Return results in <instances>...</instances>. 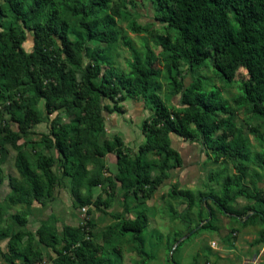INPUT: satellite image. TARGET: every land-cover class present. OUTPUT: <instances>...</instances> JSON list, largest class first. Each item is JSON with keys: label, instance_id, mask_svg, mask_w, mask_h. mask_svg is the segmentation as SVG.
I'll use <instances>...</instances> for the list:
<instances>
[{"label": "trees", "instance_id": "trees-1", "mask_svg": "<svg viewBox=\"0 0 264 264\" xmlns=\"http://www.w3.org/2000/svg\"><path fill=\"white\" fill-rule=\"evenodd\" d=\"M150 1L156 12L154 20L165 26L168 33L157 35L151 32V26L135 23L131 24V32L148 34L160 47V57L171 70H178L182 61L191 71L204 68L210 62L219 78L231 83L237 69L242 67L248 78L240 85L241 94L233 99L234 106L220 100L216 92L207 96L196 95V91L202 90L204 80L198 78L186 87L173 80L174 91L181 99L180 107L170 110L153 89L158 74L152 70L156 57L150 50L141 56L130 38L122 36L131 58L129 72L125 73L105 57L102 48H91L95 31L114 20L111 0H2L0 99L5 98L10 103L6 110L9 118H3L0 112V165L8 155L6 146H10L17 151L15 166L21 178L18 183H10L12 194L9 200L12 203L29 207L36 202L43 206L53 197L57 183L52 156L43 153L37 156L35 165L41 173L39 175L18 145L22 136L41 122L42 112L37 101L43 102L46 115L59 111L69 119L65 124L58 115L52 120L45 145L58 154L63 173L70 176L72 194L81 205L90 201V195L85 200L81 197V188L89 192L106 182L112 190L116 183L128 182L133 199L150 200L167 179V172L182 164L180 154L172 147V134L187 141L201 140L211 152L210 159L215 164L222 162V165L211 176V181L220 185L218 194L195 195L173 186L167 194L169 198L185 202L188 211L206 198L219 212L227 215L234 213L229 205L240 195L258 204L264 203L263 193L250 190L244 183L250 169L249 137L240 128H226L223 120L218 119V115L231 118L242 110L261 121L250 128L253 133L263 130L264 0ZM113 12L118 13L117 10ZM25 33L34 38L30 51L22 46ZM119 36L120 32L113 30L105 34V40L115 42ZM85 60H88L87 65ZM70 66L80 71V78ZM127 99H139L152 109V114L142 122L144 141L133 160L124 151L118 137L102 145L97 141L98 134L105 127V112L123 114L120 105ZM104 100L112 106L103 104ZM12 122L18 132L10 128ZM109 153H114L118 162L115 179L106 180L98 169L86 179L91 160L102 159ZM256 157L255 165L263 167L264 153ZM226 163L232 165L235 174L228 173ZM123 197L126 199L129 195ZM100 203L106 205V201L99 197L94 206L98 207ZM248 211L255 213L245 219ZM125 212L126 215H112L117 224L107 229L104 241L112 242L115 230L120 237L129 236L137 244L140 257L137 264H149L151 259L145 256L141 241L149 225L147 212L144 208H139L134 216L127 214L126 209ZM4 215V208L0 205V222ZM207 218L198 217L199 227L196 231L190 230L191 235L179 242L174 252L195 235L217 230L212 213L210 219ZM256 218L264 227V211L252 206L246 207L238 219L232 217L243 227L253 224ZM13 219L21 226L26 224V220L18 215ZM74 234L70 236H76L78 230ZM34 236L57 255L55 264H118L115 261L99 262V248L90 240L83 239L75 246L64 237V246L58 249L59 237L44 225L36 230L35 235L23 232L10 235L7 230H0V240L8 239L7 248L12 255L17 252V244L27 237L24 258L30 264L42 260V255L32 249ZM179 240L180 237L175 242ZM256 242L264 244V229ZM113 248L120 252L117 245ZM6 259L13 263L9 257Z\"/></svg>", "mask_w": 264, "mask_h": 264}, {"label": "rangeland", "instance_id": "rangeland-1", "mask_svg": "<svg viewBox=\"0 0 264 264\" xmlns=\"http://www.w3.org/2000/svg\"><path fill=\"white\" fill-rule=\"evenodd\" d=\"M1 3L2 0H0ZM111 7V13L115 16L114 20L105 28L95 31L94 40L90 44L91 48H102L105 57L109 58L116 67L125 73L129 72L128 61L131 58L128 48L121 40L122 36L130 38L132 46L141 56L145 55L147 49L150 50L156 57L152 70L158 74L153 89L170 110H177L180 107L181 99L180 94L174 91L173 80L186 87L198 78H204V80L202 90L196 91V95L204 94L207 96L211 92H216L219 94L220 100L234 106L233 99L241 94L240 85L248 78L242 67L237 69L234 81L231 83H226L219 78L210 62L206 67L194 71L188 69L185 61L180 63L178 70L168 69L167 64L160 57V47L154 44L152 38L148 34L132 33L130 30L131 24L135 23L140 26H151L149 29L157 35L168 33L165 26L156 23L154 20L156 12L151 1L125 0L123 2L122 0H111ZM114 10H117L118 13H114ZM9 19L11 20L12 17ZM13 26L15 25L13 24ZM113 30L120 32V36L115 42L106 41L105 34ZM25 36L26 39L22 46L26 51H30L33 47L34 38L28 33H25ZM87 63L88 60H85V65ZM70 67L75 69L73 66ZM75 71L77 77L80 78V71L77 69ZM135 100L139 99H127L121 103L123 114L105 112V127L97 136L98 143L102 145L106 142H112L116 137L121 140L118 134L128 130L124 138L126 140L131 139L135 145L131 150L123 144V149L131 156L132 160L141 145L137 146L136 144L137 131L141 129L142 122L148 118L149 114L147 109V111L136 112L133 105ZM9 103V100H5V98L0 99V112L3 118H9L6 112ZM36 103L42 112L41 122L23 135L18 145L20 151L26 155L32 169L39 175L41 173L35 165L37 156L43 153L55 159L52 170L57 178L56 187L53 197L43 206L36 202H33L29 207L12 203L9 200V196L12 194L10 183H18L21 178L15 166L17 151L6 146L8 155L4 163L0 165V205L4 208L5 213L0 222V230H7L10 235L16 232L35 235L36 230L44 225L53 230L59 237L58 249L64 246V237H67L75 246L80 245L83 239L90 240L94 247L99 248L97 253L99 262L113 263L115 261L118 264H137L140 260L137 244L129 236L120 237L115 230L112 242H105L103 237L110 226L117 224V221L112 218L113 214L126 215V209L129 212L127 214L134 216L139 208H144L148 215L149 225L147 231L142 235L141 241L145 256L151 259L149 264H264V244L256 242L260 232L264 229L259 219L256 218L253 224L247 226L248 228L243 227L234 221L231 215L219 212L215 205L211 201H207L206 198L203 203L196 204L193 209L188 211L185 202L169 198L167 195L173 186H177L178 189L179 186L181 188L186 187L183 185L184 180L181 179L180 171L175 169H170L167 172L169 179L160 186L148 201L133 199L130 195L131 190L128 182L116 183L117 186L115 185L112 190L105 181V184L96 186L89 192L86 188H81L80 193L84 200L90 195L88 204L81 205V202L76 200L72 194L70 176L63 173L58 154L54 149H47L45 145V138L49 136L52 120L58 115L61 123L65 124L69 122V119L59 111L53 115H46L43 102L37 101ZM103 104L112 106L106 100ZM146 107L151 109L149 105ZM112 118H116V124L111 121ZM218 119L223 120L226 128H240L249 137L251 142L249 167L252 168L257 163V153H264V150H261L264 149V127L262 131L257 133L250 130V128L261 123L260 119L254 115H246L242 110L235 113L231 118L218 115ZM10 128L18 132L15 123H10ZM183 142L186 140L177 137L174 146L179 148ZM208 153L210 154V151ZM106 156L102 159L91 160L86 169V179H90L92 173L97 169L101 171L106 180L115 179L118 170L117 159L114 153ZM154 157L157 158V155L154 154ZM207 161L201 166V169L204 170L202 177L198 178L196 182H191L193 188L189 189L195 195L200 193L218 194L220 191V185L210 181L209 176L212 171H217L222 164H215L211 159ZM226 164L227 168L233 171L232 165ZM175 182H178V185H175ZM262 193L264 199V192ZM124 194H128L129 197L125 199ZM99 197L102 201H106V205L100 203L98 207H95L94 204ZM229 209L231 210V204ZM211 213L214 218L213 225L217 230L195 235L174 252L176 248L175 239L179 237L181 239L185 236L188 238L191 235L189 231H196L199 227H197L198 217H208L207 220H209ZM14 215L26 220V224L19 225L13 219ZM75 230H78V234L74 237L70 236V234L75 235ZM7 242L8 239L0 240V264H30L24 258L27 237H24L17 244V252L14 255L9 253ZM213 242L215 246H212ZM31 245L35 252L42 255V260L36 264H55L57 255L52 249L41 245L35 236ZM114 245L119 247V253L113 248ZM6 257H9L13 263H9Z\"/></svg>", "mask_w": 264, "mask_h": 264}, {"label": "crops", "instance_id": "crops-1", "mask_svg": "<svg viewBox=\"0 0 264 264\" xmlns=\"http://www.w3.org/2000/svg\"><path fill=\"white\" fill-rule=\"evenodd\" d=\"M133 105H134V110L136 112L137 111L141 112L142 110H144V111L149 110V114H148L147 117H149L152 114V111H150L151 109L146 107L145 104L143 102H140L139 100H135V103ZM111 121L112 122L114 121V123L116 124V118H112ZM127 131L125 130V132H122L121 134H118V135H120L121 141L124 144V146L126 148L132 150L133 146L135 144L133 145V143L131 142V139L126 140L124 138V136L127 135V133H128ZM135 139L137 140V141L135 140L137 146H139L140 144L143 143L144 136L142 134L141 129L139 131H137V136H136ZM176 139H177V136L172 134L171 135L172 147L180 154V157H181V160H182V164H181V166L179 168H175V170L180 171V174H181V177H182L181 179L184 180V184L183 185L186 186L184 188H181L179 186L178 190L193 192L189 188H193V185H191V184L193 182H196L198 178L200 179V177H202V174H203L204 170L201 169V166L204 165L206 162H208L207 160L210 159L209 156H211V152H210V154L208 153L209 150L205 147V145L202 143L201 140H195V141H189V142L186 140V142L181 143L179 148L175 147L174 146V141ZM130 145H132V146H130ZM261 150H264V149H261ZM216 164H222V162H219V163H216ZM214 172L212 171L210 176H209V180L210 181H211V176H212V174ZM228 173H231V175H232V174H235V171H234V169H233V171L228 170ZM168 179L169 178L167 177L166 180H168ZM166 180L164 182H166ZM244 183H245L246 186L249 187L250 190H254L255 189V190H259L261 192H264V167H260L258 165H254V166H252V168L250 167L249 171L247 172V176L245 178ZM175 185H178V182H175ZM251 206L256 208V209H258V210H260V211H264V203L258 204L255 201L248 200L247 198H245V197H243L241 195L237 196L235 198V200L231 203V210L234 212V213H231V217H235V218L238 219L239 214H242L243 210L246 207H251ZM254 213H255L254 211H248V214L245 217V219H247L248 216H251ZM246 228H248V227L246 226Z\"/></svg>", "mask_w": 264, "mask_h": 264}, {"label": "water", "instance_id": "water-1", "mask_svg": "<svg viewBox=\"0 0 264 264\" xmlns=\"http://www.w3.org/2000/svg\"><path fill=\"white\" fill-rule=\"evenodd\" d=\"M187 238V236H185V237H182L178 242H176V246L178 245V243L179 242H181V241H183V240H185Z\"/></svg>", "mask_w": 264, "mask_h": 264}, {"label": "built area", "instance_id": "built-area-1", "mask_svg": "<svg viewBox=\"0 0 264 264\" xmlns=\"http://www.w3.org/2000/svg\"><path fill=\"white\" fill-rule=\"evenodd\" d=\"M212 246H215V243L214 242L212 243Z\"/></svg>", "mask_w": 264, "mask_h": 264}]
</instances>
